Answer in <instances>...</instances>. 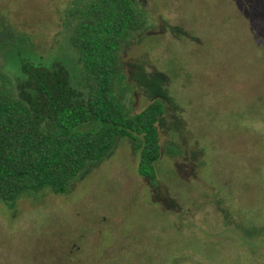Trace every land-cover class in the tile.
Listing matches in <instances>:
<instances>
[{
  "label": "rangeland",
  "instance_id": "rangeland-1",
  "mask_svg": "<svg viewBox=\"0 0 264 264\" xmlns=\"http://www.w3.org/2000/svg\"><path fill=\"white\" fill-rule=\"evenodd\" d=\"M73 2L0 0V67L61 60L77 83ZM136 2L116 87L130 113L165 105L157 181L122 138L66 194L0 201V264H264V0Z\"/></svg>",
  "mask_w": 264,
  "mask_h": 264
},
{
  "label": "trees",
  "instance_id": "trees-1",
  "mask_svg": "<svg viewBox=\"0 0 264 264\" xmlns=\"http://www.w3.org/2000/svg\"><path fill=\"white\" fill-rule=\"evenodd\" d=\"M69 44L81 65L74 83L61 60L19 55L20 74L0 67V201L41 191L66 194L90 163L105 159L129 138L137 173L156 182L161 156L160 99L130 113L117 90L120 51L148 20L136 0H74L68 9Z\"/></svg>",
  "mask_w": 264,
  "mask_h": 264
}]
</instances>
